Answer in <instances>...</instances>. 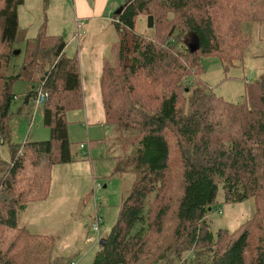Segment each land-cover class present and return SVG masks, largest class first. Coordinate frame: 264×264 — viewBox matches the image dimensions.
Wrapping results in <instances>:
<instances>
[{
    "label": "trees",
    "instance_id": "1",
    "mask_svg": "<svg viewBox=\"0 0 264 264\" xmlns=\"http://www.w3.org/2000/svg\"><path fill=\"white\" fill-rule=\"evenodd\" d=\"M23 2L0 0V228L18 233L19 239L10 251L0 245V264H19L25 256V264L33 259L35 264H71L73 259L65 258L53 263L51 256L45 262L42 249L27 243L46 237L30 235L18 221L30 204L49 199L53 168L75 160L67 114L84 106L80 62L77 54H67L62 36L41 30L26 41L20 72L9 75ZM122 7L114 18L113 61L103 63L100 83L105 125L136 133L131 157L125 159L135 182L110 234L99 239L92 264L138 262L151 235L161 236L171 215L173 242L164 244L162 254L154 253V264H264V231L258 227L264 224V78L248 89L242 104L218 97L202 79L203 58H218L227 69L245 59L252 44L243 25L264 24V0H127ZM141 17L155 35L137 32ZM18 80L36 85L25 105L39 89L48 94L47 141H10ZM143 87L156 94L155 107L148 103L150 96L143 98ZM221 191L225 203H255L252 219L234 231L215 232L210 221ZM182 255L189 257L186 263Z\"/></svg>",
    "mask_w": 264,
    "mask_h": 264
},
{
    "label": "rangeland",
    "instance_id": "2",
    "mask_svg": "<svg viewBox=\"0 0 264 264\" xmlns=\"http://www.w3.org/2000/svg\"><path fill=\"white\" fill-rule=\"evenodd\" d=\"M75 9L74 0H24L18 9L19 33L16 43V49L21 53L14 57L9 67V75L20 72L25 61L26 41L36 38L41 30L51 36L60 35L68 43L76 41L68 51L73 56L77 45L76 39L79 38L80 43H83L84 37L88 34V28L83 26V20L75 18ZM116 10L107 17L111 22L107 21L102 25L105 30L98 28V31L94 32L108 44L116 42L118 37L114 24ZM243 31L252 45L248 47L242 62H236L227 69V64L218 58L202 59L204 82L215 95L233 104L244 103L248 89L264 78V24L245 23ZM137 32L155 35V32L148 27L145 17L140 18ZM113 57L114 54L108 51L105 61L111 63ZM184 83L189 85V79H185ZM34 87L35 84L26 80H18L14 83L13 92L16 99L11 105V117L8 122L11 143L40 142L51 138L50 129L44 125V107L36 109L35 99H30L25 105V97L34 90ZM141 90L143 98L150 96L152 100L147 102L151 107H155L158 104L156 99V102L154 101L156 94L146 87ZM67 121L69 139L72 143L71 152L75 160L53 168L49 199L30 204L20 213L18 223L30 235L46 237L44 240H36L32 237L27 243L42 249V258L45 262L49 263L48 258L51 256L53 263L56 258H65L67 261L73 259L71 264H92L99 248V239H104L110 234L119 218L125 194L135 182L125 159L131 157L132 139L135 137L132 134L136 133L132 131L130 135L129 132L120 131L115 126L88 123L85 99L82 109L68 112ZM7 146L2 147L5 158L8 155ZM116 157L120 158L117 160ZM26 177H29V174L22 177L23 183L27 182ZM177 181L174 180L175 183ZM254 213V200L225 203L221 191L219 205L211 212L210 221L215 232L221 228L234 231L252 219ZM98 217L103 221L99 228V236L94 230ZM168 222L161 236L151 235V240L145 249L146 255L131 264H154V253L162 254L167 247L164 244L173 242L175 227L173 215L169 217ZM258 227H262L264 231V224ZM17 235L16 232L0 228L2 248L7 251H10L9 248L14 249L19 242ZM255 254H257L256 245L249 253V258L254 260ZM26 257L21 258L19 264H25ZM188 258L182 255V263H186ZM30 264H35L34 259Z\"/></svg>",
    "mask_w": 264,
    "mask_h": 264
},
{
    "label": "crops",
    "instance_id": "3",
    "mask_svg": "<svg viewBox=\"0 0 264 264\" xmlns=\"http://www.w3.org/2000/svg\"><path fill=\"white\" fill-rule=\"evenodd\" d=\"M75 18L83 20V26L88 28V34L84 37L83 43L77 40L76 49L74 46V55H78L81 68V84L85 99V114L88 123L105 126V111L103 107L101 94V75L105 57L110 51L112 53L113 44H108L96 33L102 27L104 22H111L107 18L120 5L126 1L118 0H74ZM108 13V14H107ZM92 22V24H91ZM110 26V25H109ZM97 36V37H95ZM117 41V40H116ZM76 41L67 42L66 52H68ZM72 54L70 53V56ZM73 55V56H74ZM27 209V208H26ZM25 209V210H26ZM24 210V211H25ZM23 211V212H24Z\"/></svg>",
    "mask_w": 264,
    "mask_h": 264
},
{
    "label": "built area",
    "instance_id": "4",
    "mask_svg": "<svg viewBox=\"0 0 264 264\" xmlns=\"http://www.w3.org/2000/svg\"><path fill=\"white\" fill-rule=\"evenodd\" d=\"M47 100H48V94L45 91L39 89L38 94L35 98L36 109H38L39 107H44ZM82 148H83V146H82ZM98 215H100V214H98ZM102 222H103L102 218L98 217V222L94 225L95 232H99V228H100Z\"/></svg>",
    "mask_w": 264,
    "mask_h": 264
},
{
    "label": "water",
    "instance_id": "5",
    "mask_svg": "<svg viewBox=\"0 0 264 264\" xmlns=\"http://www.w3.org/2000/svg\"><path fill=\"white\" fill-rule=\"evenodd\" d=\"M122 11H123V7L121 6L119 9L116 10L115 15H120ZM190 48L192 51H196L198 47L191 46ZM20 53L21 51H18V50L14 51V55H19Z\"/></svg>",
    "mask_w": 264,
    "mask_h": 264
}]
</instances>
